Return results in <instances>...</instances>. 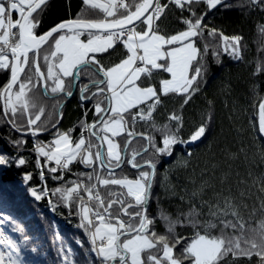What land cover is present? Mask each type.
I'll use <instances>...</instances> for the list:
<instances>
[{"label": "snow or ice", "instance_id": "6c2138e0", "mask_svg": "<svg viewBox=\"0 0 264 264\" xmlns=\"http://www.w3.org/2000/svg\"><path fill=\"white\" fill-rule=\"evenodd\" d=\"M83 2L101 9L103 16L86 18L78 13L75 17L58 19L42 31L43 15L51 0H0V71L8 74L0 87V100L5 122L21 133L11 141L17 151L26 144L24 133L35 137L45 130L38 123L46 109L36 104L32 95L36 88L45 95L71 97L73 89L79 85L81 100H94L92 108L98 119L91 122L84 119L77 139L73 140L70 130H57L54 143L37 140L35 145L38 158L43 154L45 162H55L56 167L50 168L52 172L57 168H69L73 161L94 169L81 174L87 182L70 180L51 190L66 204L79 200V227L87 234L90 244L86 259L94 254L89 264H241L245 258L254 256L259 258L256 264H264V174L251 181L259 193L251 206L248 203L253 195L250 187L234 192L229 186L213 190L208 196L207 190L214 188V181L208 177L199 183L193 180L191 189H183L189 205L186 210H178L174 216L159 214V219L165 221L164 232L156 229L158 217L148 213L159 158L171 154L178 143L198 140L211 120L209 112L207 120H202L184 139L179 134L182 114L172 111L169 121L162 124L153 119L154 109L161 103V94H180L186 104L200 91L208 67L203 53L208 52L210 45L205 44L201 49L196 37L208 28L203 23L206 12H197L193 0H170L179 9L186 8L190 15L180 17L186 27L166 35L159 30L158 22L168 5L160 0ZM222 2L205 0L207 9H214ZM250 4L264 8V0H250ZM142 24L146 27L139 29L138 25ZM260 32L264 34V26ZM208 34H219L224 41L223 50L230 49L231 55L242 57L240 35L229 37L215 27L210 28ZM118 42H122L127 54L117 62H102L98 56L115 51ZM173 43L178 46H172ZM213 55H218L214 49ZM84 68H93L99 78L81 83V69ZM154 69L166 70L170 75L158 83L141 79L142 74L151 77ZM257 71H264V61L258 62ZM138 119L152 120L151 128L160 133V139L151 132L139 133L146 142L139 151L132 148L126 156L130 147L128 141L137 135L127 125L129 121L134 125ZM20 120L24 123H19ZM170 121L176 122L175 127ZM258 130L264 133V99L259 101ZM121 133H127L123 146L118 140ZM188 151L190 154V149ZM145 152L147 157L142 156ZM8 160L6 154H0V163ZM25 161L23 155L15 159L18 165ZM125 161L139 169L135 177L124 175L110 180L95 171L99 162L101 169L106 166L108 173L114 176L111 170ZM188 163L181 160L184 166ZM24 175L28 178L31 173ZM221 179L223 182L227 176ZM111 184L120 187L105 200L99 185ZM30 191L39 199L48 190L32 188ZM81 193H86L87 199ZM180 199L184 200L185 196ZM244 209H248V215L244 214ZM257 212L259 219L250 223ZM3 215L0 212V217ZM6 219L21 233V240L5 236L0 241L10 246L8 251L0 250V264H31L23 259L21 250V244L28 241L23 235L24 225L10 215ZM181 226L192 229L186 241L185 236L178 234ZM77 240L84 244L83 240ZM57 254L61 257L60 264H79L75 250L63 240L59 242Z\"/></svg>", "mask_w": 264, "mask_h": 264}, {"label": "trees", "instance_id": "16d2710c", "mask_svg": "<svg viewBox=\"0 0 264 264\" xmlns=\"http://www.w3.org/2000/svg\"><path fill=\"white\" fill-rule=\"evenodd\" d=\"M160 2L168 5L158 22L162 34L171 35L186 27L180 19L181 16L190 15L186 8L179 9L170 3V0H160ZM193 3L197 12H206L203 23L208 25V28L202 35L196 37V43L201 49L205 44L210 45L208 52L203 53L208 65L206 75L201 80L200 91L194 93L186 104L180 94H161V103L154 109L153 119L156 123L162 124L169 121L170 112L182 114L183 124L179 134L184 139H187L202 120H207L209 112L211 120L208 121V127L202 137L188 141L187 144L178 143L171 154L162 155L157 162L148 213L158 217L156 221L158 232L166 230L165 221L159 219L160 213H171L174 216L178 210L183 211L188 208L183 189L185 187L191 189L193 187L191 181L195 180L199 183L201 179L211 177L214 188L207 190L208 196L212 195L213 190L229 186L234 192L241 187H250L253 195L248 203L251 206L259 195L256 185L251 181L253 177L264 174V133L258 130L259 101L264 99V71H257L258 62L264 61V34L260 32L261 26H264V8L251 6L250 0H223L222 4L214 9H207L205 0H193ZM78 13H82L86 18L103 16L101 9L85 5L83 0H51L50 7L43 15L41 30H45L58 19L75 17ZM156 23L154 21V25ZM145 26L146 24L138 25V28L142 29ZM213 27L220 29L229 37L232 35L242 37V57L231 55L230 49L228 52L223 50L222 37L219 34L211 36L208 34L209 29ZM173 45L177 44L173 43ZM114 47L115 51L109 50L108 55H99L98 58L105 64H110L127 54L122 42H118ZM213 49L218 55H213ZM41 64L43 65V59ZM168 75L170 74H167L166 70L154 69L151 77L142 74L141 79L158 83L161 78H166ZM7 78L8 74L0 71V87ZM97 78L99 77L94 73L93 68L81 69V83ZM79 91L77 85L73 95L67 99L66 96L45 95L40 88H36L32 95L36 104L43 105L46 109L42 120L38 122L45 130L35 137L29 133L23 134L26 144H23L19 151L11 141L19 138L21 133L13 130L5 122L0 100V154L9 157L7 163H0V212L4 213L0 217V237L1 240L5 236L17 241L21 240V233L7 221V216L10 215L23 224V235L28 237V241L21 244V250L24 253L23 259L31 264H60L61 257L57 254V248L61 240L65 245L73 247L79 264H89L94 258L93 254L86 259L90 244L87 234L79 227V200L66 204L58 193L51 191L78 177L87 182V178L81 174L93 172V167L73 161L69 168H57V171L52 172L50 168L54 167L53 163L45 162L40 154L38 158L35 150L37 140L49 143L57 130H70L72 138H75L80 135L84 119L91 122L94 118H98L92 108L94 100L90 98L82 101ZM144 107L147 108V103ZM139 110L137 108L138 112ZM18 122L24 123L22 120ZM170 123L175 127V121ZM151 124L152 120L138 119L134 125L129 121L127 127L134 129L136 134L151 132L159 140L160 133L154 131ZM118 140L123 146L127 140V133H121ZM145 142V138L140 135L133 138L128 142L130 147L125 155H129L132 148L139 151ZM93 143H96L95 139ZM19 155L26 158L23 165L15 163ZM147 155V152L142 153L143 157ZM181 160H187L189 163L184 166ZM96 164L98 170L95 168V171L108 178L104 176V169L99 167V162ZM41 170L44 173L43 177ZM138 171L139 169L130 167L125 161L121 166L112 169L115 175H111V178L109 176L108 179H116L124 175L135 177ZM26 172L31 173L28 178H25ZM249 172L251 176L248 175ZM225 175L227 179L222 182L221 178ZM244 181H247V184ZM93 183H96L95 178ZM172 185L175 187L172 188ZM99 187L107 200L110 198L109 193L117 191L120 186L111 184L99 185ZM32 188L37 190L46 188L48 191L42 198L37 199L30 191ZM182 195L185 196L184 200L180 199ZM256 203L258 205L259 201L256 200ZM113 211H116L115 207ZM243 211L245 215L249 214L248 209ZM259 217L260 213L257 212L250 223H255ZM191 232L190 227L181 226L178 229V234L185 236V241L190 237ZM77 238L83 240L84 244L78 243ZM4 246L7 251L10 249L8 245L4 244ZM258 259L255 256L251 259L245 258L241 264H256Z\"/></svg>", "mask_w": 264, "mask_h": 264}, {"label": "rangeland", "instance_id": "374dc122", "mask_svg": "<svg viewBox=\"0 0 264 264\" xmlns=\"http://www.w3.org/2000/svg\"><path fill=\"white\" fill-rule=\"evenodd\" d=\"M146 27V26H145ZM172 46H178V45H172ZM167 78V77H166ZM79 137V135L78 136H76L75 138H73V140H75V139H77ZM52 142L54 143V137H53V139H52ZM40 155H43V154H40ZM44 158V157H43ZM49 162H52L53 163V165H54V167H56V164H55V162L54 161H49ZM122 165V164H121ZM120 165V166H121ZM129 165V164H128ZM131 167V166H130ZM95 168L97 169V164H96V166H95ZM104 169V176H107L108 178H109V176H110V178H111V175L108 173V170H107V167L105 166V168H103ZM98 170V169H97ZM112 171V170H111ZM77 179H81V178H77ZM81 195L85 198V199H87V194L86 193H81ZM0 241H2L1 240V237H0ZM0 250H4V251H7L6 250V248H5V246H4V244L2 243V242H0Z\"/></svg>", "mask_w": 264, "mask_h": 264}, {"label": "water", "instance_id": "95a60500", "mask_svg": "<svg viewBox=\"0 0 264 264\" xmlns=\"http://www.w3.org/2000/svg\"><path fill=\"white\" fill-rule=\"evenodd\" d=\"M74 90H75V88L73 89V93H74ZM66 97H67V96H66ZM79 97H80V91H79ZM68 98H70V97H67V99H68ZM89 99H90V98H89ZM87 100H88V99H87ZM1 104H3V101H2V100H1ZM62 105H63V103H61V106H62ZM97 119H98V118H97ZM55 125H57V123H56ZM55 125H54V126H55ZM54 126H53V127H54ZM18 132H19V130H18ZM19 133H20V132H19ZM24 134H25V133H24ZM137 136H138V134H137V135H134L133 138H135V137H137ZM126 141H127V140H126ZM128 142H129V141H128ZM129 165H130V164H129ZM130 166L132 167V165H130ZM132 168H134V167H132ZM134 169H136V168H134Z\"/></svg>", "mask_w": 264, "mask_h": 264}]
</instances>
